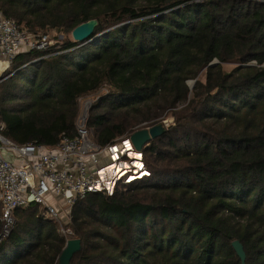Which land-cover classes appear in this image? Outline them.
I'll list each match as a JSON object with an SVG mask.
<instances>
[{
	"label": "trees",
	"instance_id": "1",
	"mask_svg": "<svg viewBox=\"0 0 264 264\" xmlns=\"http://www.w3.org/2000/svg\"><path fill=\"white\" fill-rule=\"evenodd\" d=\"M0 12L65 37L55 57L18 56L0 85L8 140L56 147L91 96L101 147L174 118L143 147L150 177L74 205L71 264H243L236 241L244 264H264V0H0ZM90 21L91 42H75ZM16 221L0 264H58L56 226Z\"/></svg>",
	"mask_w": 264,
	"mask_h": 264
},
{
	"label": "built area",
	"instance_id": "2",
	"mask_svg": "<svg viewBox=\"0 0 264 264\" xmlns=\"http://www.w3.org/2000/svg\"><path fill=\"white\" fill-rule=\"evenodd\" d=\"M52 47L47 34H31L0 12V85L13 76L18 56L41 52L40 62L60 53ZM88 119L87 113L80 115L75 136L64 135L56 147L48 148L8 140L0 116V244L16 224L15 212L34 206L43 221L58 224V234L67 246L75 238L69 224L63 226V217L72 220L78 201L90 194L112 197L121 186L150 177L143 149L135 148L131 136L101 147L94 142ZM173 122L165 120L163 126Z\"/></svg>",
	"mask_w": 264,
	"mask_h": 264
},
{
	"label": "water",
	"instance_id": "3",
	"mask_svg": "<svg viewBox=\"0 0 264 264\" xmlns=\"http://www.w3.org/2000/svg\"><path fill=\"white\" fill-rule=\"evenodd\" d=\"M97 21H90L79 27L72 32V38L78 43H90L91 37L93 36L95 29L97 28ZM166 133V128L161 124L150 129H144L134 133L131 136V141L137 150H142L145 145L151 141L163 136ZM239 258L243 264L246 261V254L243 246L240 242L236 241L233 243ZM82 244L78 239L70 240L67 243L62 255L59 259V264H71L74 256L81 251Z\"/></svg>",
	"mask_w": 264,
	"mask_h": 264
},
{
	"label": "rangeland",
	"instance_id": "4",
	"mask_svg": "<svg viewBox=\"0 0 264 264\" xmlns=\"http://www.w3.org/2000/svg\"><path fill=\"white\" fill-rule=\"evenodd\" d=\"M48 37H49V39H50V41H51V44H52V46H55V45H57L58 43H59V41H62V40H64L65 39V37L63 36V35H60L59 33H57V32H49L48 34ZM71 38H72V35L70 36ZM214 64H216V62L214 63ZM236 67V64H233V63H231V64H225V65H223V68H224V71H226V72H231V71H233L234 70V68ZM201 80H204V76H202L201 77ZM189 86H190V88H193L194 87V84H195V82H192V81H190L189 83ZM97 98H98V96H91V97H89V98H86V99H82V100H80V115H82V114H84V113H87L88 114V116H90V111H91V109H92V107H93V105L95 104V102L97 101ZM165 117V116H164ZM164 117H162V118H164ZM166 120H174V118L172 117V115H167L166 117ZM165 121V120H164ZM163 121V122H164ZM37 212L35 213L36 215V217L38 216V218H40L41 219V212L37 209L36 210ZM19 212V211H18ZM32 213V212H31ZM31 213L30 212H28V213H26V214H24V216H22V217H19L18 216V213L17 212H15V219L16 220H20V222H19V224H23V223H25L26 221H30V220H34V219H36V217H32L31 216ZM34 218V219H33ZM63 226H67L68 224V227L70 226V224H71V222H72V220H68V218L67 217H63ZM16 224H18L17 223V221H16ZM15 224V225H16ZM56 226H58V224H55ZM51 226V225H50ZM15 227V226H14ZM48 228H49V226H48ZM14 229H12V231H13ZM12 231H11V233H12ZM10 233V234H11Z\"/></svg>",
	"mask_w": 264,
	"mask_h": 264
}]
</instances>
